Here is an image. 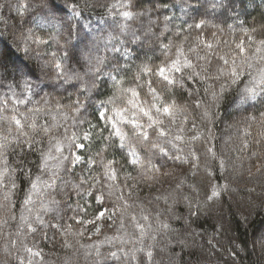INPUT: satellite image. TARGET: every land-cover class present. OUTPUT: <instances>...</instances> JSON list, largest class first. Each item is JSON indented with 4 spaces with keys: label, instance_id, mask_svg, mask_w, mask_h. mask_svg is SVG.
<instances>
[{
    "label": "clouds",
    "instance_id": "clouds-1",
    "mask_svg": "<svg viewBox=\"0 0 264 264\" xmlns=\"http://www.w3.org/2000/svg\"><path fill=\"white\" fill-rule=\"evenodd\" d=\"M0 264H264V0H0Z\"/></svg>",
    "mask_w": 264,
    "mask_h": 264
}]
</instances>
